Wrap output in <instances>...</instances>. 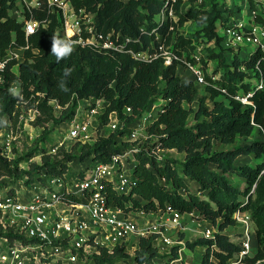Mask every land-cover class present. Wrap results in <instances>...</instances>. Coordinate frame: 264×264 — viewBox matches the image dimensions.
<instances>
[{
	"label": "trees",
	"instance_id": "trees-1",
	"mask_svg": "<svg viewBox=\"0 0 264 264\" xmlns=\"http://www.w3.org/2000/svg\"><path fill=\"white\" fill-rule=\"evenodd\" d=\"M15 1L0 0V58L7 55L9 49L27 44L29 47L19 65V74L12 70L18 63L17 58H12L6 65V86L0 87V135L7 117L19 111L20 96L11 91L15 81L21 85L27 108L37 107L40 112L35 124L44 128L37 138L38 142H45L55 125L68 121L75 114L78 98H103L108 102L104 114L100 116L99 126L103 128L112 111H116L121 120L133 124L150 104L163 97L166 103L147 127L150 145L145 147L143 144L130 157V161L134 162L131 192L113 193L110 202L127 212H152L168 206L182 213L198 211L214 225L221 220L218 225L221 230L235 225L234 215L242 209L251 214L257 231L255 256L246 260L255 263L264 258V89L256 88V78L260 76L256 69L258 64L264 75V51L258 47L248 59H241L235 53L233 62L228 61L222 45L224 37L219 34L221 24L230 25L229 16H224L228 8L223 12L217 0H210L211 7L204 0H187L190 6L183 12L185 0H170L169 5L173 6L178 19L161 23L154 17L166 5L165 0H72L77 10L85 8L96 14V26L102 32L107 34L114 30L131 38L125 51L106 53L90 47H75L71 41L58 38L57 17L48 27H40L27 40L23 24L10 15ZM249 3L256 8L260 0H249ZM45 15V10L35 11L36 18ZM189 21L201 27L196 37H188L180 30ZM157 34L161 36V41ZM54 37L72 46L71 53L60 60L52 52ZM199 38H205L220 48L219 52L210 49L207 58L201 57L203 65L218 58L220 66L230 63L233 68L224 71L219 78L215 76L220 69L215 70L213 76L207 74L209 84L206 89L210 96L198 98L199 86L193 80H184L178 74V66L182 60L197 62L194 52ZM153 42L157 46L163 43L171 48L179 59L164 65L163 56L144 60L135 58L128 51L151 50ZM250 91V103L236 98L238 94ZM221 96L225 98L221 99ZM209 98L213 102L211 106L207 102ZM52 99H57L63 107L58 114ZM195 102L197 108L193 107ZM127 106L133 110L128 115L124 112ZM13 119L17 121L16 116ZM190 119H193V124ZM131 131V128L119 129L108 136H100L93 144L83 143L79 157L64 150L62 159L55 160L47 155L42 164L35 163L29 169L20 167V159H9L4 155L0 136V181L5 177L15 181L3 187L0 185V192L6 189L13 192V185L21 178L27 177V181L22 182L25 184L44 181L40 175L35 177L34 169L38 174L44 171L51 175L66 171L67 161L76 158L81 163L108 162L113 155L122 154L137 143L127 140L126 136ZM257 133L262 138H257ZM240 138L246 142L239 143ZM217 144L228 148L216 149ZM158 149H166L165 152L176 149L185 153V157L183 161L159 160ZM242 154H254L257 159L255 165L238 163L237 158ZM232 173L242 178L245 188L232 180ZM185 177L199 183L200 190L206 192L207 197L193 192ZM153 239L154 236L141 238L140 247L134 254L137 264H153L154 259H163L164 254H160L153 245ZM196 245L205 247L200 264H228L241 249L224 233H217L215 239L201 237L195 242H187L191 248ZM181 247H174V259L180 258L178 250ZM130 257L133 258L117 247L114 254L104 252L98 259L102 264H115L118 259L127 260ZM179 264L186 263L181 261Z\"/></svg>",
	"mask_w": 264,
	"mask_h": 264
},
{
	"label": "built area",
	"instance_id": "built-area-1",
	"mask_svg": "<svg viewBox=\"0 0 264 264\" xmlns=\"http://www.w3.org/2000/svg\"><path fill=\"white\" fill-rule=\"evenodd\" d=\"M165 1L166 5L158 18L161 23L174 20L177 16L173 6L169 5L170 0ZM39 9L46 11L43 18L35 17V11ZM253 10L252 14L257 22L246 25L243 21H239L236 26L232 24L228 26L225 34L234 43L249 44L255 49L260 47L264 51V2L257 3ZM10 15L23 24L27 40L40 27H48L52 19L57 17L59 25L56 28V36L71 41L75 47H90L106 53L122 52L125 51L127 42L131 41V38L123 35L122 32L116 33L113 30L106 34L99 30L96 26V14L86 11L85 8L77 10L72 0H16L15 5L10 9ZM30 26L33 28L31 32H29ZM157 38L161 41L160 35ZM28 47L29 44L20 48L24 49L25 53ZM13 49H9L8 54L0 58V87L3 88L6 86L4 73L6 65L12 58H17L10 54V50ZM34 51L37 52L36 49ZM128 51L135 58L144 60L163 56L164 65L179 59L178 55L163 43L157 46L153 42L151 50ZM194 58L197 60L196 63L182 60L179 65L185 64L194 76L195 82L206 86L209 82L200 61L201 57L194 55ZM20 63L18 61L17 64ZM256 69L260 72V76L256 78V88L264 89V75L259 64ZM11 89H17L20 96L17 105L19 111L13 114L17 117V121L13 116L7 117L0 136L4 155L9 159H15L16 140L25 131L24 124L35 120L40 112L37 107L27 108V101L21 92L19 81H15ZM251 96L250 91L246 94L240 93L236 98L244 103H250ZM51 102L56 110H62L63 107L57 99H52ZM107 105L108 102L103 98H78L75 114L64 122L65 126L60 124L56 127L63 134L62 138L60 136L52 143L47 140L43 144L45 153L54 157L63 150L71 152L73 148L69 142L72 140L93 144L100 136H108L106 131L113 133L124 128H131L132 131L127 136L130 140L134 139L131 140L132 142H138L139 128L146 126L147 129L162 110V106L156 107L150 104L151 111L147 108L133 124L121 120L118 113L112 111L106 126L100 128V116L104 114ZM132 111L130 106L124 110L127 115ZM137 122H139L138 126H133ZM95 134H98L97 138ZM143 144L136 143L122 154L113 155L108 162L96 160L81 163L83 166L76 172L69 170L72 161H67L68 168L63 173L48 175L44 172L40 174L44 181L22 183L19 189H15L13 185V192L7 189L1 191L0 264H102L98 257L104 252L111 255L119 247L132 255L140 247L141 238L151 236H154L153 245L157 247L159 253L164 247L167 248L166 252H172L170 245L174 241L167 230L178 227L183 216H192L194 212L182 213L171 206L152 212L140 211L147 218L145 222L140 223L132 217L134 211L127 212L110 202L113 193L131 192L134 162L130 161V157H133ZM159 150L162 149L157 150L158 159L162 160L163 156L158 153ZM43 154L40 153L42 160ZM34 159L36 160L31 158L32 161ZM234 216L235 225L241 228L244 240L239 244L240 251L228 264H264V258L258 259L255 263L246 260L256 253L254 245L257 234L256 223L251 214L239 209ZM216 234L217 230L214 226H208L204 230L206 238L215 239ZM130 259L124 260V264ZM158 259L161 258L154 259L153 264H161ZM176 260L178 259L173 261ZM106 264L111 263L106 262ZM115 264L118 262L116 261Z\"/></svg>",
	"mask_w": 264,
	"mask_h": 264
},
{
	"label": "rangeland",
	"instance_id": "rangeland-1",
	"mask_svg": "<svg viewBox=\"0 0 264 264\" xmlns=\"http://www.w3.org/2000/svg\"><path fill=\"white\" fill-rule=\"evenodd\" d=\"M199 1H201V0H199ZM204 1L206 2V4H208L209 7L212 6V1H210V0H204ZM217 2L219 4L218 7L223 12H226V8H228L227 13H224V16H229L230 25L232 24L233 26H236L235 24L238 23L239 21H243V23L246 25H249L250 22H254V21L257 22L256 18L253 17L252 12L254 11L253 10L254 8H252L250 6L249 0H217ZM260 2H264V0H260ZM189 6H190V3L187 0H185L183 5H182V11L183 12L187 11ZM228 10H229V12H228ZM230 11H232L233 13H230ZM159 15H160L159 12L155 15L154 19L156 21H158ZM177 19H178V16H176V19H174V20H177ZM230 25L221 24L219 26V34L224 37L222 45L226 49L225 54L228 57V61L233 62L232 59H233L235 53H238L241 59L250 58L251 54L255 51V47L252 45H249V44L239 45L238 43H234L232 40H230V38L227 37V35L225 34V32H226L225 30ZM200 28L201 27L196 22L189 21L183 27H181L180 30L184 33V35H186L188 37H196V32ZM199 39H198L199 42H198L197 50H195V52H194V55H198L199 58L200 57L207 58L210 49H213L216 52L220 51L219 46H217L215 43L209 42L205 38H202L200 40ZM10 54H12L13 56H16L17 60L19 62H22L24 60V49H22V48H14L13 50H10ZM203 67H204V70L206 72V76H207V74L213 76L215 70L220 69V71L215 76L216 78H219L221 76V74L224 73V71L233 68L232 65H230V63L228 65L225 64L223 66H220L218 58L209 60L208 64L203 65ZM242 68H243V66H242ZM13 70L17 74H19L20 73L19 64L15 65L13 67ZM178 74H180L184 80H193L195 82L194 76L186 68L185 64L178 66ZM196 84L200 88V94H199L198 98L201 96H205V95L210 96L209 92L206 89L207 85L205 86V85L198 84V83H196ZM220 98L224 99L225 97L221 96ZM207 102L210 106L213 104V102L210 98L207 100ZM187 106H189V105L187 104ZM193 107L197 108L196 102L193 104ZM58 112H61V111L57 109V114H58ZM35 120H36V118H35ZM35 120H33L29 123L27 122L26 124H24V130L25 131H23L22 134L19 135L18 139L16 140V144H15V149H14L15 154H16L15 159H17V158L20 159L19 164H20V167L23 169H29L30 167H33L32 165L35 163H37V164L43 163V160L40 158L41 157L40 153H44L43 159H44V157L47 156V154L44 151L43 144L47 140H49V142L52 143L55 140H57L58 138H60V136H61V138L63 136L61 131L59 129L58 130L56 129V127L58 125H55L54 130L47 136V140L45 142H43V141L38 142L37 138L42 133L44 127L41 125L35 124ZM190 122L193 124V122H194L193 119H190ZM60 126H65L64 122L61 123ZM139 131H140V139L138 140L137 144L138 143H141V144L144 143L145 147L150 145L149 144L150 138L148 137V131L146 129V126H143V127L141 126L139 128ZM106 133H107V135H109L112 132L106 131ZM97 137H98V134H95V138H97ZM256 137L262 138L260 136V134H258V133L256 134ZM126 138H128V136H126ZM127 140H130V138H128ZM132 141H134V139ZM238 142L239 143H245L246 141L244 139L240 138ZM69 144L72 145V148H73L71 152H73V154H77L76 156L79 157V155H78L79 149L83 143L72 140L69 142ZM223 148H228V146L223 145V144H217L216 145V149H223ZM165 150L162 149V150L158 151V153L160 155H162L164 159H169L171 161L172 160L183 161V159L185 157V153L177 152L176 149L171 150L170 152H165ZM42 151H44V152H42ZM64 151H60L59 154L54 156V159L55 160L56 159H62L64 156ZM31 158H36V160L34 159L32 161ZM237 162L255 165V163L257 162V159L254 157V154H242L237 158ZM69 166H70L69 167L70 171L76 172L83 165L78 160V158H76V160L72 161L69 164ZM179 170H181L180 167H179ZM43 172L44 171H40L38 174L37 170L34 169L33 174L35 175V177H37L38 175L42 174ZM231 178L236 184L241 185L242 188L246 187L245 183L243 182V180L240 176L232 173ZM25 180L27 181V177L18 179L17 183L14 185L15 189H19V187L22 185V182H25ZM185 180L188 182L189 187L193 192L200 194L202 197H205V198L207 197L206 192H202L200 190L199 183H197L195 181H191L190 179H188L186 177H185ZM12 182H15V181H13L12 179H9V177H5L4 179H2L0 181V185L3 187L5 184L8 185ZM133 211H134V212H132L133 218L137 219L140 223H143L146 221L147 218H145V216L140 211H138V210H133ZM159 220L161 222H164L162 218H159ZM220 222H221V220L218 221V224L214 225V224L210 223L209 221L205 220L203 215L200 214L198 211H195L192 216L191 215L183 216L182 220H181V225H179L178 227L172 228L170 230H167V233L171 236V238L174 241V243L170 245L172 252H166L167 248L164 247L163 251H161V253H160V254H164L163 260L158 259V262H161V264H164L163 262H166V264H179L181 261H184L186 264H200L202 257H203V254L205 252V247L202 245H196L194 248H191V247L187 246V242H195L197 239H199L201 237H205L204 236V230L208 226H211V227L214 226L215 229L217 230V233H224L229 237V239L232 242L241 244V242L244 240V236L242 234L241 228H239L237 225H229V226L225 227L223 230H221L220 227L218 226ZM164 228H165V225H164ZM179 241H183V243H179ZM134 245H135V243H134ZM177 245L182 246L178 250L180 258L176 261H173V260H175L174 259V252H175L174 247ZM254 245L256 248L255 242H254ZM133 253H134V251H133ZM134 254H132L133 258L130 257L131 259L129 261H127L128 262L127 264H137L136 261L134 260ZM130 256H131V254H130ZM116 261L118 262V264H124V259H119Z\"/></svg>",
	"mask_w": 264,
	"mask_h": 264
},
{
	"label": "clouds",
	"instance_id": "clouds-1",
	"mask_svg": "<svg viewBox=\"0 0 264 264\" xmlns=\"http://www.w3.org/2000/svg\"><path fill=\"white\" fill-rule=\"evenodd\" d=\"M33 31V28L30 26L29 27V32ZM72 51V46L63 41L60 40L58 38H53V46H52V52L53 54L57 57V60H60L64 57H66L67 55H69ZM68 74V70H66L65 75ZM11 91L13 92V94L18 95V91L17 89H11Z\"/></svg>",
	"mask_w": 264,
	"mask_h": 264
},
{
	"label": "crops",
	"instance_id": "crops-1",
	"mask_svg": "<svg viewBox=\"0 0 264 264\" xmlns=\"http://www.w3.org/2000/svg\"><path fill=\"white\" fill-rule=\"evenodd\" d=\"M166 103V100L163 98V97H158L153 103H152V105H155L156 107H163L164 106V104ZM151 106L150 107H148V110H150L151 111ZM154 111V110H153ZM155 112V111H154Z\"/></svg>",
	"mask_w": 264,
	"mask_h": 264
},
{
	"label": "bare ground",
	"instance_id": "bare-ground-1",
	"mask_svg": "<svg viewBox=\"0 0 264 264\" xmlns=\"http://www.w3.org/2000/svg\"><path fill=\"white\" fill-rule=\"evenodd\" d=\"M70 33L72 34L73 32L70 30ZM139 122L135 123L133 126H138Z\"/></svg>",
	"mask_w": 264,
	"mask_h": 264
}]
</instances>
